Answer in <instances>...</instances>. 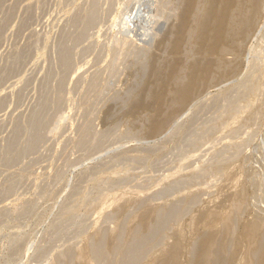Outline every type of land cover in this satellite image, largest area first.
<instances>
[{"label": "rangeland", "instance_id": "rangeland-1", "mask_svg": "<svg viewBox=\"0 0 264 264\" xmlns=\"http://www.w3.org/2000/svg\"><path fill=\"white\" fill-rule=\"evenodd\" d=\"M185 3L0 0V264H147L171 235L189 236L198 212L221 195H227L223 211L229 213L231 200L243 206L232 212L237 217L233 238L246 221L264 224V87L259 103L247 104L241 123L221 114L229 96L242 97L237 91L243 79L264 54V12L245 42L239 68L212 73L193 106L178 115L184 114L178 134L165 132L169 126L154 135L152 107H134L147 96L142 102L149 105L165 84L155 69H164L171 57ZM137 8L141 16L129 31L120 20ZM241 124L243 129L233 133ZM155 206H163V216L154 218ZM152 222L162 230L149 232ZM146 233L153 247L145 246L141 260L117 256L119 242L129 251L140 249L147 240L137 239ZM235 244L232 262L241 264L245 255ZM89 246L97 252L89 253ZM81 252L86 259H80ZM184 254L181 264H188L184 261L193 257Z\"/></svg>", "mask_w": 264, "mask_h": 264}, {"label": "bare ground", "instance_id": "bare-ground-1", "mask_svg": "<svg viewBox=\"0 0 264 264\" xmlns=\"http://www.w3.org/2000/svg\"><path fill=\"white\" fill-rule=\"evenodd\" d=\"M176 3H178V2H176ZM140 10H141V8H140ZM140 10L138 8H137V10L134 9V11L133 10L130 11V13H128L127 16L124 15L125 16L124 22H123V20H120V21H122V23H124L125 27L129 31L131 28L136 26L135 22L139 16L138 14H140V16H141ZM172 10L173 9H171V11ZM172 12H174V11H172ZM262 12H264V0H187V4L182 11V15L180 16L181 19L179 21V24H177L178 26H176L177 30L175 28V30H176L175 35L176 36H175V39L173 41L172 48L170 50L171 57L168 60L167 64L165 65L164 69H162V70L155 69V75L157 77L163 76L165 84L161 88H159L158 90L156 89V92L153 95V101L150 102L149 105L146 102H142L143 99H146L147 97L149 98V96H147L146 98L141 97L142 99H140V100L137 99L135 106H134L135 109H138L141 107H144V108L148 107L151 109V107H152L153 115L150 117L151 121L149 119V122H151L150 127H149L151 133H153V134L154 133H157V134L162 133L165 130H167L169 128V126H172L171 128H169L165 132H172V130H173V131H176V133L174 132L175 134H178L177 132H180L183 128L182 127L183 121L181 118L183 117L184 114H182V113H184V112L181 113L182 117L179 118L178 115L180 114L181 111L185 110V112H186L187 110H189L191 108V106H193V104H194L193 102L199 97L200 92L202 93L201 89L203 90L204 87L207 86L206 84L211 81L212 73L215 71H218L221 73V75H224V74H227L229 72H235V70H237L239 68V64L242 63V62L239 63V61H241L240 57L242 54V49L245 45L246 40L251 36L252 30L256 26V22H257V19L259 17V14H261ZM123 35H124V33H123ZM125 36H126V34H125ZM120 38L118 37V39H116V40H119ZM123 38H124V36L122 37V39ZM125 39L128 40V38H125ZM123 41H126V40H123ZM130 41H132V39H130ZM121 42L122 41H119L118 43L121 44ZM127 42L125 44L128 46ZM128 43H130V42H128ZM165 43H167V42H165ZM131 44L132 43H130V45ZM116 45H118V44L116 43ZM142 45H144V44H141V46ZM121 46H123V45H121ZM115 47H117V46H115ZM143 47H141L142 48L141 50H144ZM124 48H126V47H124ZM119 49H120V47H119ZM119 49H117V50H119ZM128 50H130V49H128ZM132 51H133V47H132ZM128 52H130V51H128ZM135 53H136V51H135ZM161 55H163V54H161ZM120 57H121V55H120ZM159 60H160V58H159ZM255 60H256V61H254L255 64L251 65L252 66L251 72L249 70V72H250L249 74H251V75H249V76L246 75V77L243 79V85H241V87L237 91V92L240 91V93H242V97L236 98V97L229 96L228 97L229 101L226 100L225 101L226 104L224 103L225 105L223 104V107L219 106V107H222L221 108L222 109L221 114L227 113L230 115V117H234L235 121H240V120L245 118V113L248 111V108L246 107L247 104H251V106H253V105L259 103V101H260L258 91L262 87H264V54L258 55ZM166 61H167V59H166ZM111 62H112V58H111ZM112 64H113V62H112ZM118 64H119V62L115 65H118ZM109 66H107V67H109ZM113 67L114 66H112V68ZM158 67H155V68H158ZM160 67H162V66H160ZM114 71H115V69H114ZM159 71H160V74H159ZM110 73H112V72H110ZM157 81H159V80H157ZM148 85H149V83H148ZM171 123H172V125H171ZM225 123L226 122H223L222 126L225 125ZM239 123H241V121ZM192 126H193V124H192ZM207 126H209V125H207ZM219 126L216 123L215 129L217 127L219 128ZM189 127H191V126H189ZM243 127H244V125H242V124L237 126L235 128V130L233 131V133L236 134L241 129H243ZM209 129H212V125H211V127H209ZM209 129H208V131H209ZM215 129H214V131H215ZM201 131H204V128ZM183 132L186 133V131H183ZM187 132L189 133V131H187ZM204 132H206V131H204ZM201 133H203V132H201ZM163 134H161V135H163ZM187 134H186V136H187ZM195 134H196V132H195ZM190 135H191V133H190ZM97 136H99V135H97ZM173 136H175V135H173ZM196 136H198V135H196ZM99 137H96V138H99ZM187 137H185V138H187ZM194 137H195V135H194ZM194 137H192V138H194ZM201 137H200V139H202ZM187 139H189V137ZM200 139L198 137V139H196V140L199 141ZM180 140H182V139H180ZM193 140H191V141H193ZM196 140H194V141H196ZM192 143H194V142H192ZM200 143H201V141H200ZM203 143H204V140H203ZM241 143H242V139L240 138L239 140H236V142L233 145H234V147H239V145ZM182 145H183V143H182ZM186 145L188 146V144H186ZM194 145H195V143H194ZM164 147H165V145H164ZM195 148H196V146H195ZM194 149L192 148L190 150V152ZM11 151H13V150H11ZM183 151H186V150H183ZM9 155L12 156L11 154H9ZM181 155H183V154L181 153ZM235 155H236V153H233L232 156H235ZM174 156H175V154H174ZM180 156H179V158H180ZM184 157H186V156H184ZM187 162H186V164H187ZM183 165L186 166L185 164H183ZM184 166H183L182 170L184 169ZM186 167H189V166H186ZM219 170H217V171H219ZM179 171L174 172L173 175L178 176ZM160 175H162V174H160ZM177 176H174V177H177ZM138 185H140V184H138ZM188 193H189V195L193 196V198H196L195 197L196 194L194 192H188ZM221 196H220L221 199L219 198L218 200L214 201V204L210 209L207 210V208H206V210H207L206 212L203 213V211H205V210H203L202 213L200 212V214L198 212V215L194 218L197 225L196 226L193 225V223H195V222H193L192 223V225L194 227L193 231L191 233L186 231V233L188 232L190 234L189 236H184L182 234L180 235L178 233L177 234L174 233L175 235L174 234H173L174 236L171 235V237L169 238L170 240H168L166 238L169 241V243L164 244L166 246L162 245L163 248L162 247H161L162 249L160 248L161 249L160 255L158 254V256L152 257L148 261L147 264H168L171 262H173V264H181V262H182L181 256H182L183 252L185 254H187V256L192 255V257H193V258H191V256H190L189 258H191V259H189V261L188 260L184 261L186 263L188 262V264H224L227 262H228L227 264H231V263L234 264V262H232V261L235 259L236 253L232 252L231 250H232V244L235 243V240H236L235 245L240 250H243V254L245 255L241 264H252V263H250L252 261L253 262L256 261V263L258 261L259 263H257V264H264V224L260 223V221H251V222H249V221L245 222L244 221L245 224L243 225L242 231L239 229L241 231V232H239L240 234L239 235L237 234L238 236L236 235V237H237L236 239L233 238L232 235L235 234L234 233L236 230L235 227L237 226V225L236 226L234 225V224H236L234 221H236L237 217H235L236 214L233 215L232 212L239 211L241 208H243V206L239 202L231 200V202H230V206H231L230 208L231 209L229 210V213L225 212V211H223V207H222L223 205L221 206V203H222L223 198L225 196L227 197V195H224V197L223 196L221 197ZM216 199H217V197H216ZM224 199H226V198H224ZM143 201L144 200H142L141 202H143ZM141 202H139V203H141ZM211 203H213V202L211 201ZM210 204L208 203L207 207H208V205L211 206ZM162 207H160V206L156 207L155 206L156 210H155V217L154 218H156L157 215L163 216V214H161V212H162L161 210H164ZM149 209L150 208H148V211H149ZM170 210H172V209H170ZM163 212H165V211H163ZM148 213L149 212H147V214ZM173 214L174 215L176 214L175 211ZM179 215H180V213H179ZM142 216H144V214ZM175 217L177 218V216H174V218ZM160 218H162V217H160ZM142 219H143V217H142ZM253 220H255V219H253ZM256 220H259V219H256ZM175 221H176V219H175ZM167 222H168V220H167ZM164 223H166V222H164ZM148 225H149V221H148ZM167 225H169V224H167ZM162 228H163V226H162ZM159 229L162 230L161 226L159 225V227H158V225L156 223L152 222V224H150V226H149L148 231L153 232V231H155V230L157 231ZM188 230H189V228H188ZM115 234H116V232L114 233V235ZM118 234H119V231H118ZM118 234H116V235H118ZM141 234H143V233H141ZM147 234L148 233H146V236L144 234L141 237H140V235H138L140 237L139 239H137L138 236L137 237L135 236L137 240H141V239H145V241L147 240L146 244L140 248L141 250L139 248H134V249L132 248L129 251L128 250L129 248L126 249L127 246L125 247L126 244L121 246V245H119V243H121V242H119L118 246H115L117 244V242H116L114 246H115V251L117 252L116 253L117 256H119V258L121 257L125 260L128 258L127 260L131 259V261L133 260V262H135L134 260L139 259L140 256L143 255L144 251H145L144 254H146L147 247L150 243L149 239H146ZM161 234H163V233H161ZM170 234H172V233H170ZM150 235L156 236L155 234H150ZM164 235H166V234L164 233ZM164 235L162 237L163 239H165ZM221 235L223 236L224 240L222 239V241L219 242L218 238ZM118 237H117V239L121 240L120 236H118ZM158 237H160V236H158ZM114 238L116 240V237H114ZM150 238L154 239L153 237H150ZM221 238L222 237H220V239ZM152 239H151V241H152ZM163 239H161V240L163 241ZM99 240L102 241V238ZM99 240H98V242H99ZM98 242H97V246L98 245L100 246L101 243L99 242L100 244H98ZM196 243L198 244V249H197V251H196V249L193 251L192 245L196 244ZM92 245H94V244H92ZM102 245L104 246L106 244H101V246ZM90 246H89V251H90L89 253H91L92 251L95 250V249L92 250V248ZM145 246H147V247H145ZM149 246H152V245H149ZM100 249H102V247H100ZM100 249H98V250L100 251ZM113 250L111 249L110 251L112 254L113 253L115 254V251H113ZM192 251L196 252V253H193ZM238 253H239V251H238ZM81 254H82V252H81ZM107 256H109V254ZM99 257H100V255H99ZM81 258L84 260V258H85L84 252L82 254V257H80V259ZM106 258L110 259V257L109 258L106 257ZM99 259H102V258H99ZM99 259H97V260L99 261ZM125 260L123 262H125ZM139 260H141V259H139ZM184 260H186V259H184ZM85 261H87V260H85ZM117 262H114V263H117ZM129 262H130V260H129ZM119 263H121V262H119Z\"/></svg>", "mask_w": 264, "mask_h": 264}]
</instances>
